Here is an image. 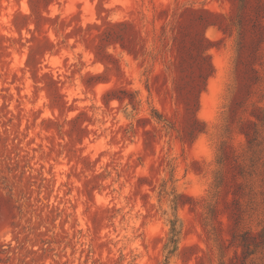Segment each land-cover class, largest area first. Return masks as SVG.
Instances as JSON below:
<instances>
[{
    "label": "rangeland",
    "instance_id": "374dc122",
    "mask_svg": "<svg viewBox=\"0 0 264 264\" xmlns=\"http://www.w3.org/2000/svg\"><path fill=\"white\" fill-rule=\"evenodd\" d=\"M0 264H264V0H0Z\"/></svg>",
    "mask_w": 264,
    "mask_h": 264
},
{
    "label": "trees",
    "instance_id": "16d2710c",
    "mask_svg": "<svg viewBox=\"0 0 264 264\" xmlns=\"http://www.w3.org/2000/svg\"><path fill=\"white\" fill-rule=\"evenodd\" d=\"M121 99V98H120ZM162 117V116H161ZM163 117H165V116H163ZM164 119V121H166V124H172V121L171 120H169L167 117H165V118H163ZM162 119V120H163Z\"/></svg>",
    "mask_w": 264,
    "mask_h": 264
}]
</instances>
